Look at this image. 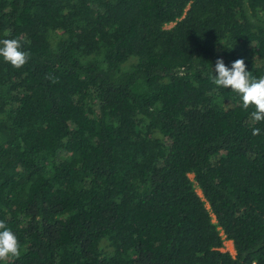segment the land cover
Wrapping results in <instances>:
<instances>
[{
    "label": "trees",
    "instance_id": "obj_1",
    "mask_svg": "<svg viewBox=\"0 0 264 264\" xmlns=\"http://www.w3.org/2000/svg\"><path fill=\"white\" fill-rule=\"evenodd\" d=\"M5 38L0 264H264V121L212 82L264 76V0H0Z\"/></svg>",
    "mask_w": 264,
    "mask_h": 264
},
{
    "label": "clouds",
    "instance_id": "obj_2",
    "mask_svg": "<svg viewBox=\"0 0 264 264\" xmlns=\"http://www.w3.org/2000/svg\"><path fill=\"white\" fill-rule=\"evenodd\" d=\"M6 35H10L6 33ZM28 43L21 38L0 39V57L14 68L23 67L30 59V52L24 50L23 44ZM215 75L212 82L219 88L231 89L240 95L242 108L247 110L252 107L251 119L254 123L264 121V76L256 78L247 70L243 58L231 62L228 67L222 58L215 61ZM53 83L58 82L55 77L48 76ZM261 132L258 127L252 128V135ZM21 247L15 233L0 220V261H7L9 257L19 258Z\"/></svg>",
    "mask_w": 264,
    "mask_h": 264
},
{
    "label": "rangeland",
    "instance_id": "obj_3",
    "mask_svg": "<svg viewBox=\"0 0 264 264\" xmlns=\"http://www.w3.org/2000/svg\"><path fill=\"white\" fill-rule=\"evenodd\" d=\"M171 24H169V25H167V26H170ZM190 176H192V175H190ZM223 248H222V250H224V251H228V252H230L232 255H234V249H233V244H232V242L230 241V240H224V242H223Z\"/></svg>",
    "mask_w": 264,
    "mask_h": 264
}]
</instances>
